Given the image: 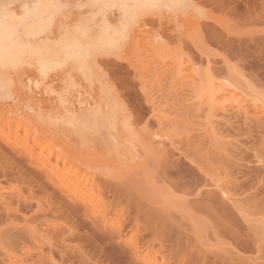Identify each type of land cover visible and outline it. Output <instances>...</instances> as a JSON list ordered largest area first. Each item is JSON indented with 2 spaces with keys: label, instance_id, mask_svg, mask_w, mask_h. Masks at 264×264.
Instances as JSON below:
<instances>
[{
  "label": "rangeland",
  "instance_id": "obj_1",
  "mask_svg": "<svg viewBox=\"0 0 264 264\" xmlns=\"http://www.w3.org/2000/svg\"><path fill=\"white\" fill-rule=\"evenodd\" d=\"M48 4L41 6V24L23 30L17 26L31 1L7 0L6 9L0 6V31L6 25L17 32L16 42L57 47L87 42L83 51L105 62L101 71L92 68L89 78L99 76L104 85L63 76L62 71L71 67L67 63L59 71L51 69L58 77L49 69L46 76L34 74L23 65L8 69L0 79L8 96L0 91V195L19 210V215L10 211L9 218L20 235L16 243L10 219L0 222V264H264V207L232 210L234 229H227L193 202L196 208L169 167V161H177V167L186 174L194 172L196 180L205 174L204 183L219 186L214 190L222 196L229 193L228 182L244 180L246 186L247 177L261 180L253 183L264 190V150L258 157L249 154L251 163L243 166L251 171H244L245 180L239 169L225 168L217 158L234 155L231 147L237 137L217 134L214 140L216 135L207 132L213 144L203 134L224 112L235 126L264 125V0H65L60 5L66 9L63 14ZM140 25L141 37L133 41L132 32ZM14 60L23 62L24 56ZM133 68L140 72L138 78ZM15 70L19 74L14 76ZM194 80L195 91L190 84ZM139 82L145 85L151 107L138 91L124 89L126 83ZM111 95L119 98L107 105L100 101ZM38 105L43 121L29 126V137L56 143L55 154L80 153L93 164L130 154L141 164L144 159L142 167L149 164L145 169L113 165L103 171L106 184L114 187L113 193L103 194L112 209L108 224L101 225L51 182L49 164L54 159L46 151L32 149L31 139L19 149L25 136L17 142L12 121ZM124 134L134 141L114 148L109 156L112 139ZM152 139L167 145L168 161L148 148ZM166 165L168 173L161 172Z\"/></svg>",
  "mask_w": 264,
  "mask_h": 264
},
{
  "label": "bare ground",
  "instance_id": "obj_2",
  "mask_svg": "<svg viewBox=\"0 0 264 264\" xmlns=\"http://www.w3.org/2000/svg\"><path fill=\"white\" fill-rule=\"evenodd\" d=\"M30 1H31L32 5H31V7L25 8L24 15L20 19V25H18L17 28L23 27V30H26L32 26H38L39 24H41V22L43 21V16H44L43 11L41 10V6H44L47 3H49L48 7L52 8L53 11H58L62 14L66 11L65 8L60 7L61 4L64 5L65 0H30ZM133 1H136V2L141 1V2H148V3L150 2V0H133ZM6 2H7V0L1 1L0 6L1 7L5 6V9H6V5H5ZM15 2L17 3V2H19V0H15ZM20 7H21V4H20ZM141 22H143V21H141ZM145 23H147V21ZM142 25L137 26L135 28V30L132 32V35H131L132 40L135 39L136 36H138V38L141 37L142 30H143ZM20 32H21V30L20 31L18 30V33H20ZM17 38H18L17 32H13V30L11 31L9 27H7L6 25H3V29L0 31V79L4 78L6 76L7 70L12 68V67L16 68V67H20L23 65H27L29 68L31 67L33 69L32 72H35L34 74H37V73L42 74V75L45 74V76H46L49 74L48 71H46V70L49 69V71H50L52 69V70L59 71V69H61V67L67 63L71 67L68 66V68L65 69L66 70L65 72L62 71L63 76L65 75V76H69L71 78H75L77 81H81L82 83H87L88 85H95V84L97 85L98 84L100 87H102L104 85L103 84L104 82L102 81L103 79L101 80V77H99V76H97L96 78H89L90 76H92L91 75L92 68L101 71L100 67L103 66V64H105V62L99 61L98 60L99 58L97 59V57L91 56V54L89 52L83 51L84 50L83 46L88 45L87 42L77 41V42H71V43H64L63 45H60L59 47H57L55 44H50V43H46V42L42 43V44H39L37 42L30 43L29 41H25V40H22L21 42H18V41L16 42ZM133 41H135V40H133ZM137 41H138V39H137ZM20 54H22L24 56V61L17 63L14 60V57L17 55H20ZM52 70L50 73L55 72ZM132 70H133L132 73L134 74L135 77H137L140 74V72L138 70H136L135 68H133ZM24 72H25V68L23 69V73ZM66 72L68 73L67 75H66ZM17 74H19V73L16 72V70H15L13 75L15 76ZM54 74H56V73H54ZM54 76L58 77L57 74ZM132 80H134V79H132ZM137 80L140 81L139 79H137ZM137 80H134V81H137ZM196 81L194 80L193 83H190V84H192V89L194 91L196 90V88H198V84H197L198 82H196ZM132 83L131 84L126 83L124 89L126 88V90H129V91H138L142 96L143 103L147 107H151L152 105H150V104H151L152 100L150 101V99H148L149 96H147L146 90L144 89L145 85L142 86L141 82L137 83L138 84L137 86L135 83L134 84H132ZM0 84H1V80H0ZM4 87H6V86L3 85V83H2V85H0V91L2 92V95H4V91H3ZM190 87H191V85H190ZM27 93H30L29 90ZM4 96H5L4 98H8V96H6V94ZM118 98H119V95L118 96L117 95L116 96L111 95V96L106 97V98L101 97L100 101L104 105H107V104L111 103L110 100H112L114 102ZM39 108L40 107L38 105V107L36 109L31 110L25 114L24 113L20 114L19 118L16 117V118H18V121H15V120L12 121V123L15 125V127L13 129L15 130V135L17 136V137L15 136L17 139V142L19 141L21 135L25 136V138L22 136V138H24L23 142L21 141L22 144L20 145V146H22V148H19V149H23V145H26L28 140L31 139L29 137V134L31 133L29 126L35 122L36 123L37 122L42 123L41 121H43V117L40 115V111L38 110ZM151 111H152V109H151ZM227 114L224 112V114L220 117V120H219L220 122H218L216 126H214L212 124L213 126L211 125V127H210V128H212L211 131L209 129L208 131H205L203 134L205 137L206 135L209 134V133L206 134L207 132L213 133L214 135H216L215 138L213 137L214 140L217 138V136L219 134H227V135L237 137V138H235V140L233 142V145H232L233 147H231L233 150V153H232V150H231L232 154L230 153L231 155H233V154L235 155V153H236V156L234 157V155H233L230 157V155L227 154L229 156V158H231L230 161L227 159L229 161V162L227 161L228 163L225 162L226 158H228V156H226V155H225L226 158L224 157V159H221V157H219V156L217 158H220L219 163L222 162L225 165V168H227L229 165L230 166L232 165L231 168L233 166L236 167L237 170L239 169L241 171V172L240 171L239 172L241 173V175L243 177L244 176L247 177V174L244 171H247V169H248V171H251V170H249L248 167L245 168L244 166H247V165H249V163H251V161H249V156H250L249 154L251 153L252 156L258 157V153L262 152L264 150V135H263L264 133L262 132L264 129V125L259 123V122L256 124H254V123L247 124L248 122L247 123L244 122L241 125L235 126V123L232 122V118H229V116H231V115H227ZM9 122H10V120H9ZM0 124H2V123H0ZM7 124H9L8 121H7L6 125ZM9 126H10V124H9ZM213 134H211L210 136H212ZM251 135H253V136H251ZM197 136H199V134ZM242 136H243V138L238 139V137H242ZM130 137H131L130 135L124 134L123 138H120V137L113 138L112 142H111V147L108 150L109 156H110V154H112L113 150L117 149L120 146L127 145L126 142L129 143V142L134 141L133 138H130ZM205 138L207 139L208 136H206ZM205 138H204V140H206ZM142 139L144 140V137ZM31 140L33 141L32 149H37L39 154L42 151H46L47 157L48 158L53 157V159H54V163L49 164V171H50V174H51V177L53 180L51 182H55L58 185L57 187H59L64 193H66V195L68 194V196L71 197L72 200L75 199L79 202V204L81 203V205L85 208V210L89 211L86 213L87 214L91 213V215H94V217H97L98 222L103 226H104V224H108V223H106L107 219H108V221H109V219H111L109 217V215H110L111 210H112L111 208L109 209V205H107L106 202H104L103 194L107 193L108 191H112V193H113V190H114V187L112 185L106 184L104 178L102 177L103 171L106 168H108V166H113V165H116L119 167L125 166V167L131 168V169L132 168H135V169L139 168L140 169V168L144 167V166L142 167V164L144 163L143 162L144 159L141 158L143 160L142 164H141L140 161L138 162V160H140V158L137 159L135 157V155H133L132 157L130 156V154H128L127 156L125 154H123V156H120V157H114L113 156V157H111L112 158L111 160H106L105 162L100 163V164H98V163L93 164V162L91 163L86 156L84 157L80 153L77 154V153H71V152L65 151L62 154H55V146H57L56 143L55 144H49V142L44 141L41 138L37 139V137L36 138L34 137ZM212 140H210V138H209V140L207 139V141H210V143ZM144 141L146 142V140H144ZM153 141L154 140L152 139L151 144L149 143L150 147L147 146L148 143L147 144L142 143V144H145V146L150 148V150L151 149L154 150L158 154L160 159L167 160V158L169 156V150L166 147L167 145L164 144L162 141H160L158 143H156L157 141L156 142H153ZM193 141H194V139H193ZM195 141H197V140H195ZM213 141H212V143H213ZM189 142L191 144L192 141H189ZM243 142H245V143H243ZM139 143H141V142H139ZM202 143L204 144V142H202ZM57 144H59V143H57ZM187 145L189 146V143ZM38 146H40V147H38ZM133 146H134V144H133ZM142 146H144V145H142ZM192 146L194 147V145H192ZM26 147H27V145H26ZM212 147H214V145ZM143 148H144V150H147V148H145V147H143ZM25 150H27V149L25 148ZM21 151L23 152L24 150H21ZM30 152L32 153V151H30ZM148 152H147V155H148ZM155 152H153V153L155 154ZM212 152H214V151H212ZM29 155H30V153H29ZM24 156H25V154H24ZM233 157H234V160H233L234 163L231 161ZM209 158H212V157L209 156ZM217 158H216V160H217ZM21 160H23V159H21ZM150 160H152V159H150ZM216 160H214V162ZM210 161H211V159H210ZM214 162H213V165L216 164ZM224 162L227 164V166ZM147 164L148 163H145V167L149 165V164L148 165ZM176 164H177V161L175 163L172 161L170 163V161H169V165H170L169 167L171 168L170 170L174 171V174H176V177L175 176L174 177L178 179V180L177 179L176 180L178 181L179 187L182 188L183 191L187 192L189 195H191L193 197L194 201H191L192 203L195 202V203H197L198 208L201 207V208L209 211L213 216H215L217 219H219L221 221V223L223 222L224 224H222V225L227 229L232 228V226H234L233 224L235 223L234 219L236 218V216H235V212L232 210L238 209V211L241 212V210H242V212H243L242 208L244 207L246 209V206H247V210H249L250 207H256V208L264 207V195H262V191H264L263 187H261V188L259 187L258 188L259 190L257 188H255L254 183L256 182V180L254 182L251 177H247V178H249V180H248V182H247L248 184H246V186H245V184H243L244 180L242 182H240V181L233 182L234 180L232 181L233 183L228 182L227 185L229 188V193H228V195L225 194L226 196H222L219 191L214 190V188L216 186L214 188L213 187L209 188L210 187L209 184L206 183L209 181H206L205 183L208 185H205V183H204L205 179L204 178L206 175L203 174V176H202V173H204V172H202L203 171L202 169H200V168L198 169V166H197V169L199 170V172H200L199 174H201L203 180H201L202 179L201 177H199V178L197 177V178L202 182H200L198 179L196 180V176H195L196 174L193 175L194 172L191 171L193 174L189 173V174H192L193 177L195 176V179H192L191 178L192 175L189 176L188 173L186 174V172H188L186 169L183 171V170L179 169ZM243 164H246V165L243 166ZM153 166H155V165H153ZM167 166L168 165H166L165 167H162L163 171H161V172L168 173L169 168H167ZM4 167H6V166H4ZM8 167H9V162H8ZM145 167L143 169H145ZM156 167L158 169V165H156ZM147 168H149V167H147ZM188 168H189V166H188ZM193 168L196 169L195 167H193ZM199 174H198V176H199ZM207 174H209V173H207ZM103 175H104V173H103ZM187 175L189 176V178ZM207 177L208 176H206V178ZM246 177H244L245 180H247ZM250 178H251V180H250ZM260 181L257 180L255 185H258L257 183ZM238 182L242 183V185L239 184ZM210 184H212V183H210ZM259 184H261V182ZM116 185H117V183H116ZM211 186H214V185H211ZM225 186H226V184H225ZM218 187H216V188H218ZM125 190H127V189H125ZM125 190L123 192H125ZM220 191H222V190H220ZM263 194H264V192H263ZM5 200L0 195V222H6V221H9V219H10L11 224L9 222L7 224H10L11 227L12 226H15V227H12V228H10V226L9 227L5 226V227L7 229L10 228V230L12 229V231H14V232L16 230V235L14 236V240L20 239V235L18 234L19 231H17L18 228H16V225H14L13 224L14 222H12V220H14V219H12V216L9 218V216H10L9 212L10 211H14L15 212L14 215L15 214L19 215V210L17 211L16 210L17 207L14 208L12 206V203L14 201L13 202L9 201L10 203L7 201L8 202L7 203V202H4ZM244 202H247L246 204H249L251 206L245 205ZM243 203H244V206H243ZM14 204L15 203H13V205ZM197 206H196V208H197ZM256 208H254V210ZM260 209H258V210H260ZM114 211H115V209H114ZM57 212H58V210H57ZM256 212H257V209H256ZM88 216H90V214ZM99 223H97V224H99ZM0 224L3 225L2 223H0ZM4 224H6V223H4ZM111 226L112 225L110 224L109 227H111ZM14 228H15V230H14ZM232 229H234V228H232ZM107 230H108V228H107ZM10 236H12V235H10ZM113 238H114V236H113ZM16 240H15V242L18 243L19 240H17V241ZM11 241L14 242L13 240H10V242ZM24 242H28V241L24 240L23 243ZM31 242H32V240H31ZM146 262H147V260H146Z\"/></svg>",
  "mask_w": 264,
  "mask_h": 264
}]
</instances>
